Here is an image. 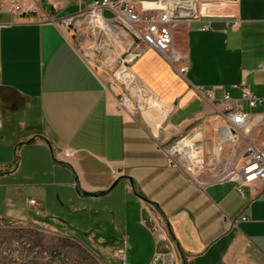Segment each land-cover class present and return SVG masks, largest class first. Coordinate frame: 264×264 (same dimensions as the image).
<instances>
[{
  "label": "crops",
  "instance_id": "crops-1",
  "mask_svg": "<svg viewBox=\"0 0 264 264\" xmlns=\"http://www.w3.org/2000/svg\"><path fill=\"white\" fill-rule=\"evenodd\" d=\"M35 1L21 15L13 11L20 0H0V216L46 226L34 210L47 185L58 211L56 191L66 207L89 198L78 195L75 179L83 190L100 192L117 170L116 185L127 197L120 221L127 225L133 211L153 232L157 215L176 263L264 264V183L244 186V194L229 180L197 185L170 162L152 131L169 140L198 129L217 139L222 121L209 95L228 93L245 110L264 113L240 99L241 85L264 95V0H185L173 33L188 56L183 75L152 48L130 60L134 41L124 31L78 33L77 46L50 20L90 0ZM124 92L135 104L146 94L147 112L119 109ZM67 149L71 158L62 154ZM159 245L149 264H165Z\"/></svg>",
  "mask_w": 264,
  "mask_h": 264
},
{
  "label": "built area",
  "instance_id": "built-area-1",
  "mask_svg": "<svg viewBox=\"0 0 264 264\" xmlns=\"http://www.w3.org/2000/svg\"><path fill=\"white\" fill-rule=\"evenodd\" d=\"M184 3L185 0H156L152 3L141 0H90L86 8L60 19L51 17L50 20L68 31L83 35H88L92 30L124 31L134 41L130 60L138 57L143 49L152 48L183 75L188 70V56L174 45L173 33L177 23L185 17L182 11ZM35 6V0H20L14 4L13 11L24 15L32 12ZM106 10L112 14L111 17L104 15ZM237 24L238 20H234L233 25ZM259 67L264 66L260 64ZM240 89V99L249 109H264V95L258 96L243 85ZM209 96L218 108L217 117L222 121L216 129L218 140L212 151L202 154L201 146L195 145L197 157L179 155L186 159L183 167L164 151L170 162L181 167L195 184L204 186L229 180L235 182L239 192L244 194V186L264 183V136L259 141L250 138L252 134L264 132V113L245 110L242 104L232 101L228 93L220 98ZM116 102L119 109H132L133 100L129 92L122 93ZM215 148H218V154L214 153ZM224 150H228L227 156L223 155ZM62 154L65 158H71L74 151L67 149ZM111 175L116 180L120 171L112 170ZM26 203L35 205L36 200L27 199ZM34 213L41 215V210L35 208ZM241 219L245 220L246 217L242 216ZM0 227L3 230H7V227L26 228V238H2L0 235V264H71L66 252L38 248L33 246V240H28V231L44 230V224L36 220L0 216ZM118 257L124 263L125 254L122 251L118 252Z\"/></svg>",
  "mask_w": 264,
  "mask_h": 264
},
{
  "label": "rangeland",
  "instance_id": "rangeland-1",
  "mask_svg": "<svg viewBox=\"0 0 264 264\" xmlns=\"http://www.w3.org/2000/svg\"><path fill=\"white\" fill-rule=\"evenodd\" d=\"M70 32L73 43L78 46L79 34L75 31ZM117 67L113 69V72L119 69ZM140 95L141 104L137 98L136 104L133 101L132 106L137 112L142 111V105L152 102L146 94L141 93ZM152 131L162 148L181 167L185 166L186 159L180 158L177 152L172 153L171 146L177 140L189 135L194 139L201 132L197 129L193 133L165 140L157 128L153 127ZM211 137L213 135L202 133V137L197 141L196 145L201 146L202 154L211 152L216 144L218 138L212 139ZM227 151H223L224 156L228 155ZM180 153L184 156L188 155L186 150ZM232 158L231 156L230 159ZM46 191V196L39 205L43 215L37 217L46 223V229L31 230L28 233L43 246V249H60L66 252L71 264H149L159 240L158 236H162L159 240L161 252L170 253L168 237L166 238V234L160 229V226L163 229L164 227L159 218L156 221L157 215H155V220H152L153 232L143 222H137L134 219L135 212L133 211L129 213L127 225L120 221L123 201L127 198L120 185H116L104 195L75 200V203L68 204L66 207H61V199L57 197L56 191L53 200L56 205H59L58 211H54L51 207L50 185L46 186ZM80 201L87 203L85 209L77 205L81 203ZM139 217H141L140 214ZM133 241L135 246L132 245ZM120 251L125 254L124 263L118 257ZM174 264L178 263L174 262Z\"/></svg>",
  "mask_w": 264,
  "mask_h": 264
},
{
  "label": "bare ground",
  "instance_id": "bare-ground-1",
  "mask_svg": "<svg viewBox=\"0 0 264 264\" xmlns=\"http://www.w3.org/2000/svg\"><path fill=\"white\" fill-rule=\"evenodd\" d=\"M149 106L150 104L142 105V112L143 113L147 112ZM201 137H202V132H199V135H197L194 139H192L190 135L184 138H181L180 140H178L176 143H174L171 146L170 151L172 150L171 152H174V151L178 152L180 157L195 158L198 156V152H195L194 146L196 145V141H198ZM185 150L188 152V155L184 156L180 152L185 151ZM214 153L218 154V148L214 149ZM0 230H3V228L0 227ZM7 230H14L16 231L17 234L14 236H2V238H26V228L7 227ZM28 240H33V246L43 249V246L33 236L29 235V233H28ZM49 250H58V249H49Z\"/></svg>",
  "mask_w": 264,
  "mask_h": 264
},
{
  "label": "water",
  "instance_id": "water-1",
  "mask_svg": "<svg viewBox=\"0 0 264 264\" xmlns=\"http://www.w3.org/2000/svg\"><path fill=\"white\" fill-rule=\"evenodd\" d=\"M104 15L107 16V17H111L112 16V14L109 11H107V10L104 11ZM117 182H118V179L114 180V182L104 191L88 192V191L83 190L80 187L78 180L75 179L74 188H75L76 192L78 193V195L83 196V197L101 196V195H104V194L108 193L109 191H111L115 187ZM130 182H131V179H130ZM158 239L161 240L162 236H158ZM158 251L161 252L160 246L158 247ZM162 258H163L165 264H174V262H175V258L173 256V254H171V253L164 254Z\"/></svg>",
  "mask_w": 264,
  "mask_h": 264
}]
</instances>
